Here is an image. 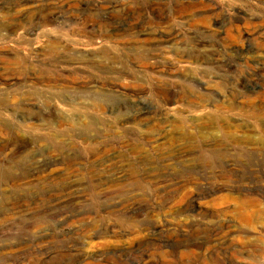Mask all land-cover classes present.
<instances>
[{
  "label": "rangeland",
  "instance_id": "obj_1",
  "mask_svg": "<svg viewBox=\"0 0 264 264\" xmlns=\"http://www.w3.org/2000/svg\"><path fill=\"white\" fill-rule=\"evenodd\" d=\"M18 1L0 264H264V0Z\"/></svg>",
  "mask_w": 264,
  "mask_h": 264
},
{
  "label": "bare ground",
  "instance_id": "obj_2",
  "mask_svg": "<svg viewBox=\"0 0 264 264\" xmlns=\"http://www.w3.org/2000/svg\"><path fill=\"white\" fill-rule=\"evenodd\" d=\"M15 1L17 2V0H15ZM24 1H25V3L29 2V0H19L18 2H24Z\"/></svg>",
  "mask_w": 264,
  "mask_h": 264
}]
</instances>
